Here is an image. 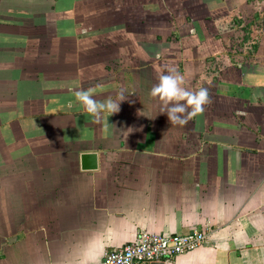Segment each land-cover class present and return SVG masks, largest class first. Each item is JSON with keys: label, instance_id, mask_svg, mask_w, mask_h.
<instances>
[{"label": "crops", "instance_id": "0c3cea01", "mask_svg": "<svg viewBox=\"0 0 264 264\" xmlns=\"http://www.w3.org/2000/svg\"><path fill=\"white\" fill-rule=\"evenodd\" d=\"M169 66L210 90L185 126L150 95ZM81 89L127 99L97 119ZM208 227L152 264H264V0H0V264Z\"/></svg>", "mask_w": 264, "mask_h": 264}, {"label": "clouds", "instance_id": "9594fccd", "mask_svg": "<svg viewBox=\"0 0 264 264\" xmlns=\"http://www.w3.org/2000/svg\"><path fill=\"white\" fill-rule=\"evenodd\" d=\"M184 85V76L175 67L169 66L160 73L158 83L150 90L152 97H158L163 102L161 113H166L169 122L174 125H187L193 117L202 114L205 107L211 103L209 88L200 87L192 91ZM74 95L85 110L97 119L105 112L110 116L118 113L120 102L127 99L123 91L118 94L116 100L109 98L105 101L96 100L90 90H75ZM238 114L244 115L242 112Z\"/></svg>", "mask_w": 264, "mask_h": 264}, {"label": "built area", "instance_id": "2783aa9c", "mask_svg": "<svg viewBox=\"0 0 264 264\" xmlns=\"http://www.w3.org/2000/svg\"><path fill=\"white\" fill-rule=\"evenodd\" d=\"M205 228L181 234H164L144 230L139 237L122 247L107 250L96 264H152L170 261L202 247L208 236Z\"/></svg>", "mask_w": 264, "mask_h": 264}, {"label": "water", "instance_id": "95a60500", "mask_svg": "<svg viewBox=\"0 0 264 264\" xmlns=\"http://www.w3.org/2000/svg\"><path fill=\"white\" fill-rule=\"evenodd\" d=\"M98 153L85 152L81 155V164L84 170H94L98 168Z\"/></svg>", "mask_w": 264, "mask_h": 264}]
</instances>
